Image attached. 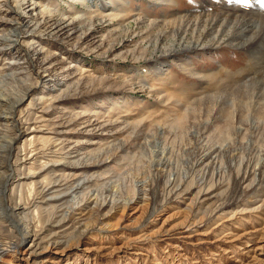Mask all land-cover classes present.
<instances>
[{
    "label": "rangeland",
    "instance_id": "obj_1",
    "mask_svg": "<svg viewBox=\"0 0 264 264\" xmlns=\"http://www.w3.org/2000/svg\"><path fill=\"white\" fill-rule=\"evenodd\" d=\"M22 1L0 0V36ZM25 1L35 19L0 42V90L23 97L0 136L20 134L5 203L31 238L4 207L0 264H264V96L226 91L250 52L169 53L208 30L182 17L252 0Z\"/></svg>",
    "mask_w": 264,
    "mask_h": 264
},
{
    "label": "bare ground",
    "instance_id": "obj_2",
    "mask_svg": "<svg viewBox=\"0 0 264 264\" xmlns=\"http://www.w3.org/2000/svg\"><path fill=\"white\" fill-rule=\"evenodd\" d=\"M2 1L3 3L4 2L8 3V0H2ZM164 1H171V0H164ZM228 2L229 1H227L225 5L222 4L223 6L221 5L222 2L219 3V6L222 9L219 10L218 12H215L214 14L201 13L200 15H196V16L195 15L189 16V14L188 15L186 14L187 16L182 17V21L186 25H190V26L193 25V27L195 26L196 28L199 29L201 27H204L206 29L208 28V30H206V32L202 30L203 32H201V34L197 36H193L194 39L187 41V43L185 44L184 43L178 44V46H175L172 49H170L169 53L173 55L174 54L178 55L179 54L178 52H182L183 50L199 48L200 46H202V48H210L214 45H217L218 49L220 48L232 49L234 52H242V51L250 52V57L252 59H250V63L248 66L249 68L248 67H246L248 69L243 68L242 71H239L238 73H235L233 75L229 74V76H227V79L230 81V87L226 91H231L230 89L232 88V86L234 87L237 86L238 91H244V90L253 91L264 96V80H261L260 77L259 79L254 78L257 77L255 74L259 72V69L256 70V66L257 68L260 65L261 67H264V10H263L264 4L261 3V0L260 1L252 0L251 11L245 12L242 8V5H240V3L238 4L232 2V4H228ZM27 3L29 2L23 0L21 4L15 6L17 12L19 14H22V18L33 16L30 15V10H29V8H31V4H27ZM202 7L206 8V6H202ZM13 18L15 24L18 25L11 31V34L15 32L14 34L15 37L14 39H12L11 36L9 37L0 36V42L2 43L5 42L6 44L7 41L17 42L18 39L20 38V35L21 36L23 35V27H29L30 24L32 23L30 22V19L29 20L27 19V21L25 20L23 22V20H21L22 18L19 19L16 16ZM31 19L34 20L35 18L32 17ZM0 21L13 22L12 20L11 21L6 20L5 16H1ZM21 43H22V39H21ZM25 50L28 55L30 56L32 55L29 52V49H25ZM252 60L253 62L251 63ZM236 74H238L240 77L239 81H243L244 83L242 84L240 83L239 85L238 83H236L239 82L236 81L234 78ZM253 75L254 77H251ZM3 92L4 91L0 90V127L6 126L7 124L9 125L12 122V124L15 123V126L13 125V129H16V122L18 123L20 122V120H15L17 106L21 103L23 97L17 94L9 95L8 94L9 92L7 94L6 92L5 93ZM19 136L20 134L18 133L14 134L12 137L11 136L2 137V135L0 136V143L7 141L5 145L6 146L5 150L3 151L0 149V211L3 210L4 207L7 208V210L10 212L9 215H11V219L12 220L15 219L14 221H12V225L15 226V228H17L19 232H21L20 233L22 234L21 241L25 243L26 241L29 240V238H31V236H29L30 231H27L28 228L26 227L25 229H23L21 225V221L16 219V217H14L15 212L18 208H13V207L11 208L10 206L6 207V203H5L6 199L8 200L6 192L9 183L11 179L14 178L12 174L13 164L11 163L10 159L15 149V144ZM18 245L20 244L18 243ZM7 248L9 247H6L4 243L2 244L0 243V256H3V254L7 252Z\"/></svg>",
    "mask_w": 264,
    "mask_h": 264
},
{
    "label": "snow or ice",
    "instance_id": "obj_3",
    "mask_svg": "<svg viewBox=\"0 0 264 264\" xmlns=\"http://www.w3.org/2000/svg\"><path fill=\"white\" fill-rule=\"evenodd\" d=\"M242 2H244V3H249L250 0H242ZM261 3L264 4V0H261Z\"/></svg>",
    "mask_w": 264,
    "mask_h": 264
}]
</instances>
